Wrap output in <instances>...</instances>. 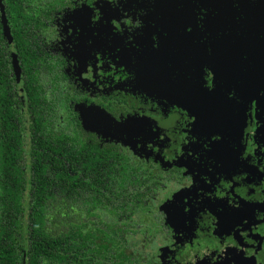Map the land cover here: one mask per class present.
Returning <instances> with one entry per match:
<instances>
[{"label": "flooded vegetation", "instance_id": "af4514ba", "mask_svg": "<svg viewBox=\"0 0 264 264\" xmlns=\"http://www.w3.org/2000/svg\"><path fill=\"white\" fill-rule=\"evenodd\" d=\"M1 64L24 156L53 103L120 153L122 264H264V0H0Z\"/></svg>", "mask_w": 264, "mask_h": 264}, {"label": "trees", "instance_id": "16d2710c", "mask_svg": "<svg viewBox=\"0 0 264 264\" xmlns=\"http://www.w3.org/2000/svg\"><path fill=\"white\" fill-rule=\"evenodd\" d=\"M24 63L29 111L35 119L39 107L33 111L32 105L45 104L47 98L38 79L27 76ZM9 73L8 65L1 64L0 264H122L126 257L112 237L116 229L101 223L117 221L128 198L120 153L84 143L74 116L70 135L63 133L62 124L57 126L62 112L53 103V131L50 136L36 131L29 157L24 156L12 127L16 112L3 102L11 93ZM61 84L54 81L53 95ZM131 193L132 199L141 197Z\"/></svg>", "mask_w": 264, "mask_h": 264}, {"label": "water", "instance_id": "95a60500", "mask_svg": "<svg viewBox=\"0 0 264 264\" xmlns=\"http://www.w3.org/2000/svg\"><path fill=\"white\" fill-rule=\"evenodd\" d=\"M13 68H14V70H15V72H16V66H14Z\"/></svg>", "mask_w": 264, "mask_h": 264}]
</instances>
